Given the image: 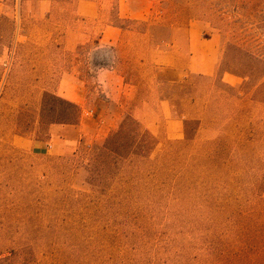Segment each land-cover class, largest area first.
I'll use <instances>...</instances> for the list:
<instances>
[{
	"label": "rangeland",
	"instance_id": "obj_1",
	"mask_svg": "<svg viewBox=\"0 0 264 264\" xmlns=\"http://www.w3.org/2000/svg\"><path fill=\"white\" fill-rule=\"evenodd\" d=\"M136 1L0 0V264H264V0ZM210 37L212 74L184 70ZM126 122L147 192L95 146ZM182 163L179 201L147 205Z\"/></svg>",
	"mask_w": 264,
	"mask_h": 264
},
{
	"label": "trees",
	"instance_id": "obj_2",
	"mask_svg": "<svg viewBox=\"0 0 264 264\" xmlns=\"http://www.w3.org/2000/svg\"><path fill=\"white\" fill-rule=\"evenodd\" d=\"M97 67L102 68L103 66L99 63L97 64ZM130 127L137 128V125L135 123L126 122L125 125L123 124L119 128V130L113 131L111 135L101 143V146H95L97 150L108 152L112 163V169L110 170L112 172L116 170L118 174L125 175V177L123 176L121 179H125V185L127 187H132L131 190L137 189L147 192L150 190L149 184L146 181H139L138 179L134 180L127 175L129 172L139 168V163L137 161H142L144 166H146L145 168H148L149 157L151 156L155 145L152 136L147 133V131L135 129V132L132 131L133 133H131L128 131ZM189 166L190 164L188 163H182L178 169V178L174 179L172 177L170 179L156 180L157 186L155 193L145 197L144 202H146L147 205H155V197H173V194H175L174 199L179 201L178 196L182 197L179 189H186L185 186H182V179L185 178L183 175ZM121 179L118 181H121ZM128 194H130V192H128Z\"/></svg>",
	"mask_w": 264,
	"mask_h": 264
},
{
	"label": "crops",
	"instance_id": "obj_3",
	"mask_svg": "<svg viewBox=\"0 0 264 264\" xmlns=\"http://www.w3.org/2000/svg\"><path fill=\"white\" fill-rule=\"evenodd\" d=\"M139 1V0H138ZM134 2H137L136 0H134ZM137 4V3H136ZM134 6L132 3V0H119V10H121V13H124V16L126 18H133V19H138L140 16H136L133 15L132 12L134 11ZM203 46H205V48H203L201 56V63L195 65L196 62V51H195V44L191 42L190 46V50L187 56V65L184 67L186 71L190 70V71H194L196 68L198 69H202L203 74H207V75H211L214 68H215V63H216V57H217V51L215 48V39L210 37L208 39H205L203 42ZM173 54V49L172 46L171 48H168L166 50L163 51V53H161V56L163 55V57L165 58L164 61H158V60H152L151 62L154 64H162V65H166V68H173L176 69L175 66H173L172 61H171V56ZM189 59V60H188ZM109 76H111L110 73H112L111 71H107ZM77 98H79L77 96ZM78 105H80V99L76 101ZM163 103V101L161 102ZM85 115H88L87 117H92L93 116V111H83ZM167 124H171V127H173V130H168L167 132H172L175 131L178 133V129L180 127L181 124V120L180 119H175L172 118L171 115L169 113H167ZM78 125H72V128L77 127ZM60 130V131H59ZM66 129H54L53 133L51 134V144L49 145V148L55 152V154H60L61 152L65 151L66 149L69 148V146L72 145V143H74L76 141V137H67L64 135V131ZM68 131L65 132H71L70 129H67Z\"/></svg>",
	"mask_w": 264,
	"mask_h": 264
}]
</instances>
